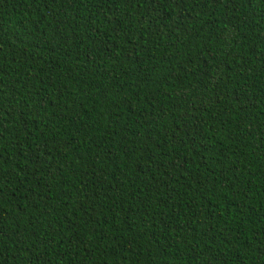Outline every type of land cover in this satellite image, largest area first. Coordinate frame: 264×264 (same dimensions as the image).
Returning <instances> with one entry per match:
<instances>
[{"label":"trees","instance_id":"trees-1","mask_svg":"<svg viewBox=\"0 0 264 264\" xmlns=\"http://www.w3.org/2000/svg\"><path fill=\"white\" fill-rule=\"evenodd\" d=\"M0 264H264V0H0Z\"/></svg>","mask_w":264,"mask_h":264}]
</instances>
